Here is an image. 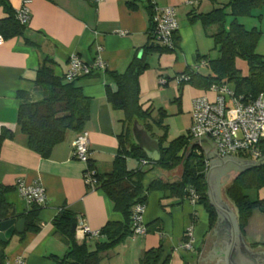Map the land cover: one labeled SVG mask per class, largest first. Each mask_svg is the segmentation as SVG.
<instances>
[{
  "label": "crops",
  "instance_id": "obj_1",
  "mask_svg": "<svg viewBox=\"0 0 264 264\" xmlns=\"http://www.w3.org/2000/svg\"><path fill=\"white\" fill-rule=\"evenodd\" d=\"M24 1L30 11L28 24L20 33L3 35L0 44V131L7 128L13 132V137L4 140L0 149V191L8 188L0 197L14 216L25 213L29 205L15 187L16 181L22 179L26 184L40 182L47 201L39 207L38 230L27 231L21 240L18 237L21 233L14 232L5 247L4 260L20 258L23 264H54L48 256L63 253L67 248L53 224L61 209L71 210L77 222L82 220L91 230H100L107 222H121L123 218L102 190L86 185L83 174L88 165L74 158L71 150V142L78 131L69 130L46 157L28 147V138L17 123L19 100L16 92L32 91L30 80L45 58L56 62L55 75L66 81L64 75L70 56L78 55L84 61L100 57L105 68L93 69L90 75L75 80V85L89 97V118L83 127L89 132V160L98 171H109L118 149L117 136L122 131L123 112L108 102L106 84L115 90L110 73L124 72L134 54L151 42L149 12L141 5L137 9L129 8L127 0H103L97 4L90 0H0V21L11 16ZM143 3L146 5V0ZM210 3L209 0L194 3L153 0L152 4L158 7L171 5L175 8L178 41L169 52L151 51L147 55L149 67L139 78L143 108H172L173 114L184 113L191 123L192 99L199 95L209 96L208 90L190 83L180 88L177 77L187 68L198 70L197 55H206L210 48L209 36L197 17L208 11ZM239 21L247 29L256 27L259 30L256 51L264 55V5L249 16L239 17ZM161 79L168 80L167 84L163 85ZM258 198L264 199V187L259 189ZM142 220L149 231L143 235L132 233L116 247L102 253V264H141L144 252L157 247L161 241L162 258L168 257L167 264H203L217 223L216 219L210 225L203 205L187 199H161L160 192L151 191ZM188 228L193 238L192 250L183 246ZM239 230L250 252H264V210L254 208L243 229L239 227ZM75 237L79 243L85 239L80 232H76ZM99 239L104 241L105 237L85 240L93 245Z\"/></svg>",
  "mask_w": 264,
  "mask_h": 264
},
{
  "label": "trees",
  "instance_id": "obj_2",
  "mask_svg": "<svg viewBox=\"0 0 264 264\" xmlns=\"http://www.w3.org/2000/svg\"><path fill=\"white\" fill-rule=\"evenodd\" d=\"M213 7L197 15L203 24L206 33L214 41L218 56L211 58L208 54L197 55V67H205L207 73L187 68L177 78L180 88L185 83H190L197 88L209 90L211 86L227 84L234 93L242 96L244 100L252 99L260 93H264V55L256 51V45L260 37L259 30L251 29L239 21V17L249 16L256 9L264 5V0H209ZM153 0H127V6L137 9L145 6L149 12V29L152 28ZM231 18L228 21V18ZM0 33L11 35L20 33L26 25H21L15 18V10L11 16L0 21ZM213 27L214 31L209 32ZM4 37V36H3ZM150 38V35H149ZM151 40V38H150ZM178 41L177 33L174 35V47ZM153 41L142 48V53H135L124 72H112L116 89L112 90L106 84V97L114 109L123 111L122 131L118 134V149L111 162L109 171H98L90 160L87 167L94 169L95 189L102 190L113 209L118 211L123 220L121 222H107L100 233L105 240H96L90 245L85 239L78 242L75 233L71 231L72 225L77 224L76 215L69 209L63 208L53 219L56 234L66 244L63 253L51 254L48 257L54 264H102V253L109 251L121 243L128 235L133 233L132 212L137 203H144L150 191L161 193V199H187L190 200V191L197 195L196 202L205 207L209 214L210 225L217 219L216 211L209 202L206 184V157L202 148L192 145L193 140L189 134L180 136L167 145V124L164 122L166 110L158 108L153 115L152 106L143 108L140 103L139 78L148 69L147 55L151 51L169 52L173 48L161 45H151ZM156 44V43H154ZM236 58L246 61L248 72L242 74L235 66ZM203 62V64H202ZM53 59L45 58L37 66L34 76L31 78L32 91L18 90L16 96L19 100L17 123L23 134L28 138V147L40 156L50 154L52 147L63 141L69 130L81 131L89 118V97L85 96L75 81H65L55 75ZM168 80L165 79L163 85ZM180 97L176 99L178 102ZM137 121L144 126L152 137L158 139L160 158L157 161L150 160L146 153L139 148L132 138L131 127ZM13 132L7 128L0 131V149L6 139H11ZM260 159L264 158V139L259 145ZM179 152H182L179 155ZM239 158H244L241 154ZM146 159L147 164H142ZM129 160L134 165L129 167ZM150 165L148 169L144 166ZM178 165L182 171L178 177H169V174ZM163 171L157 175H149L151 170ZM259 190L264 187V162L259 166L250 168L235 175L223 188V195L237 211V219L240 229H243L254 208L264 210V199H252L247 188ZM4 187L0 193L6 191ZM39 207L30 204L29 209L15 215L9 210V206L0 197V221L9 217L25 219L24 231L19 234V240L27 231H37V217ZM146 231H149L146 226ZM9 244L0 242V264H6L5 247ZM256 245L257 244H253ZM264 245V244H262ZM94 246V247H93ZM93 247V248H92ZM5 261V262H4ZM141 264H167L168 257L162 258V241L155 248L144 252L140 259Z\"/></svg>",
  "mask_w": 264,
  "mask_h": 264
},
{
  "label": "built area",
  "instance_id": "obj_3",
  "mask_svg": "<svg viewBox=\"0 0 264 264\" xmlns=\"http://www.w3.org/2000/svg\"><path fill=\"white\" fill-rule=\"evenodd\" d=\"M97 4L103 0H90ZM197 0H189L194 3ZM152 28L150 38L154 43H159L166 48L174 47V35L178 30V22L175 8L171 5L158 7L153 5ZM15 18L21 25H27L30 19V11L26 1L19 9L15 10ZM4 37L0 33V44ZM100 49V48H99ZM203 64V62H202ZM104 69L105 63L100 57L93 61H84L78 55L69 58L68 69L64 75L66 81H75L80 77L88 76L93 69ZM181 78H178L180 81ZM165 79H161L163 84ZM213 97L199 95L191 101V123L188 129L190 139L207 136L216 143L217 155L239 157L243 155L244 160L258 161L261 153L259 145L264 139V93L252 99L244 100L242 96L234 93L227 84L213 85L209 89ZM89 132L82 129L71 142L72 156L77 160L89 162ZM143 159L142 164H147ZM209 161L206 160V168H209ZM94 169L87 167L83 178L89 188H95ZM15 187L25 202L42 206L46 204L47 195L44 186L40 182L26 184L22 179H18ZM190 202L195 203L197 195L194 190L190 191ZM145 210L144 203H137L133 206L132 222L133 234L143 235L146 232V225L142 216ZM76 232H80L84 238L101 237L100 230H91L82 220L76 224ZM187 241L183 246L193 249V238L190 228L186 230ZM6 264H23L20 258L7 261Z\"/></svg>",
  "mask_w": 264,
  "mask_h": 264
},
{
  "label": "water",
  "instance_id": "obj_4",
  "mask_svg": "<svg viewBox=\"0 0 264 264\" xmlns=\"http://www.w3.org/2000/svg\"><path fill=\"white\" fill-rule=\"evenodd\" d=\"M151 45L159 46L160 44L152 42ZM139 53L141 54L142 50ZM131 133L135 144L146 153L150 160H159L160 149L157 138L152 137L137 121L133 123ZM192 140V145L202 146L206 160L210 163L206 173L207 194L210 204L217 212L216 227L209 248L205 252L203 264H264V252L253 253L248 250L246 241L239 230L232 204L223 195V186L235 173L259 166L264 162V158L254 161L230 155L220 157L216 152V143L207 136V133ZM224 178L226 181H223ZM24 223L23 218L0 221V241L7 242L14 232L22 233ZM71 231L76 233L75 223Z\"/></svg>",
  "mask_w": 264,
  "mask_h": 264
},
{
  "label": "rangeland",
  "instance_id": "obj_5",
  "mask_svg": "<svg viewBox=\"0 0 264 264\" xmlns=\"http://www.w3.org/2000/svg\"><path fill=\"white\" fill-rule=\"evenodd\" d=\"M220 1H225V0H220ZM209 4V2H208ZM211 4V3H210ZM213 7V4H211L210 6H208L207 10H210ZM230 17L228 18V21H230ZM213 27L209 28V32L214 31ZM208 44H210V48L207 51V54L211 57V58H215L218 56V50L217 48H215L214 45V41L211 37L208 38ZM235 66L237 69H239L241 71L242 74H246L248 72V66L246 61H244L241 58H236L235 60ZM198 71H200L201 73H207L208 69H206L205 67L201 66L198 68ZM208 94L209 97H213L212 92H210L208 90ZM158 111V106L154 108V112L153 114L156 115ZM174 110L172 108H168L166 109V117H164V122L165 124H167V129H166V139L163 142L165 145H167L170 141L180 137V136H184V135H188V129H189V125H190V120L189 118H187V116L184 113H176L173 114ZM123 112V111H122ZM188 125V126H187ZM182 152H179V155ZM134 165V163L129 160V167H132ZM150 167V165H146L144 166V169H148ZM182 168L180 165H178L174 170L171 171V173L169 174L170 176H173V178L178 177L181 174ZM159 171H157V169H153L151 170L149 175H157ZM159 173H163L162 170H160ZM233 177V176H232ZM230 181V180H229ZM228 181V182H229ZM227 182V183H228ZM227 183L224 185L226 186ZM251 185V184H250ZM223 186V188H224ZM258 191L256 189H252V185L250 186V188H247L246 193H248V195L252 198H258ZM151 192V191H150Z\"/></svg>",
  "mask_w": 264,
  "mask_h": 264
},
{
  "label": "flooded vegetation",
  "instance_id": "obj_6",
  "mask_svg": "<svg viewBox=\"0 0 264 264\" xmlns=\"http://www.w3.org/2000/svg\"><path fill=\"white\" fill-rule=\"evenodd\" d=\"M228 174H229V173H228ZM226 175H227V174H226ZM226 177H227V176H226ZM221 179H222V177H221ZM220 181H221V180H220ZM220 181H219V182H220ZM223 181H226V178H224ZM221 183H223V182H221ZM223 184H224V183H223Z\"/></svg>",
  "mask_w": 264,
  "mask_h": 264
}]
</instances>
